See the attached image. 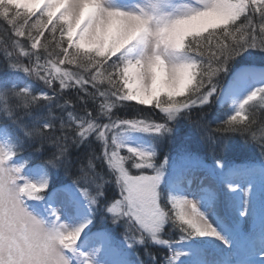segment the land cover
<instances>
[{
	"label": "snow or ice",
	"instance_id": "obj_1",
	"mask_svg": "<svg viewBox=\"0 0 264 264\" xmlns=\"http://www.w3.org/2000/svg\"><path fill=\"white\" fill-rule=\"evenodd\" d=\"M0 18V264H264V124L244 114L264 63L233 69L264 52V0H0Z\"/></svg>",
	"mask_w": 264,
	"mask_h": 264
},
{
	"label": "trees",
	"instance_id": "obj_2",
	"mask_svg": "<svg viewBox=\"0 0 264 264\" xmlns=\"http://www.w3.org/2000/svg\"><path fill=\"white\" fill-rule=\"evenodd\" d=\"M33 18H35V17H33ZM7 28H9V26H7L5 21H3L2 18H0V79H3L5 77H7L8 75H10L8 68L6 66V62H7V64L15 62V60H8V58L5 56V54L3 52V49L5 47H8V45L3 43L5 37L9 35V33L5 30ZM45 35H48V33L46 32ZM14 39H15V37H14ZM21 39L23 40V42L22 41L21 42L24 44L25 38H21ZM41 39L43 40V37ZM27 42H31V41H27ZM29 48L27 47V50H29ZM11 50L12 49L9 48V51H11ZM31 51H37V50L31 49ZM248 52H249V54H248ZM16 55H18V52L16 53ZM250 55L252 56V58H249ZM34 58L35 57H33V61L35 60ZM253 60L256 62H264V52H261L258 49L247 50L245 53L242 54V56H238L236 58V61L233 64V69H235L237 66H239L245 62H252ZM19 62L25 66L30 63V61L26 57H22V56H19ZM40 63H42V64L44 63V58L41 59ZM61 67H64V66H61ZM21 75H23L22 72H21ZM27 83H31L30 85L32 86L33 89H35V91L33 92L34 95L39 96L41 89H46L48 94L52 95L51 88L46 87L44 85V83L42 81H40L35 76L30 77L28 79ZM56 87L58 88V82L56 83ZM65 91H70V90H65ZM73 95H74V92H73ZM5 99H6L5 97L0 96V108H2L4 106L3 101ZM60 103H63V100H61ZM97 103H99V101H97ZM132 103H135V102H132ZM32 107L35 109L36 113L45 114L47 111V102L41 103L40 101H37L32 105ZM137 107L143 109V108L149 107V106L138 105ZM218 108H219L218 105L212 104L208 108L204 109V112L206 113L207 119L212 122L213 127H215V124H216L218 119H226L227 118L226 116H224L222 113H220L218 111ZM53 109L57 114H59V110L55 109L54 105H53ZM262 109H264V105H257L255 103H253V104L246 106V111L244 114L252 116L253 119L257 122V124L261 125V124H264V111H262ZM113 111L115 112V114L117 116H125V113L123 111L116 112L115 109ZM130 114H131V110H130ZM31 115H32V113L30 112L29 116L25 117L23 115V113H21L22 119H25L26 121H30ZM149 115H151L153 119H158V112L157 111H152L151 113H149ZM125 118H128V117L125 116ZM137 118H143V117H137ZM57 123H58V121H57ZM13 131H15V130H13ZM57 134L59 135V133H57ZM144 136H146V134H135V137L137 139L143 138ZM238 143L240 145H243V151H241L238 154L240 158H249V159H259L260 158V150L258 147L255 146V144L245 145L243 139H239ZM47 149H48V151L54 150L51 142L48 143ZM122 154H126V153H122ZM45 155H47V153H45ZM43 158H44L43 156L38 157L35 162L38 163L39 160L43 159ZM63 178L68 179L67 177H63ZM116 192L118 195V189L116 190ZM174 239H175V237H174Z\"/></svg>",
	"mask_w": 264,
	"mask_h": 264
},
{
	"label": "rangeland",
	"instance_id": "obj_3",
	"mask_svg": "<svg viewBox=\"0 0 264 264\" xmlns=\"http://www.w3.org/2000/svg\"><path fill=\"white\" fill-rule=\"evenodd\" d=\"M117 3H119V4H125V3H127L128 2V0H115ZM21 11H23V10H21ZM36 17H39V12H37L36 13ZM35 17V18H36ZM35 18H33V19H35ZM6 23V22H5ZM7 26H9V25H7ZM11 26H9V28H10ZM15 39H19L20 41H22L23 42V40L21 39V38H16L15 37ZM21 42V44H22V46H24V44ZM30 45H31V42H27V47L29 48L30 47ZM29 50L31 51V49L29 48ZM248 54H249V52H248ZM23 57V56H22ZM249 58H252V56L250 55V57ZM35 59V58H34ZM250 61V60H249ZM252 62H254V63H256V64H261V63H264V62H256V61H252ZM242 65V64H241ZM241 65H239V66H237L236 68H239ZM61 66H63V65H61ZM60 66V67H61ZM235 68V69H236ZM29 84H31V83H29ZM254 102H250L249 103V105L250 104H253ZM229 107H231V104L229 105ZM122 233H123V229H120V228H118V229H116L115 230V234L116 235H118V236H120V235H122Z\"/></svg>",
	"mask_w": 264,
	"mask_h": 264
},
{
	"label": "clouds",
	"instance_id": "obj_4",
	"mask_svg": "<svg viewBox=\"0 0 264 264\" xmlns=\"http://www.w3.org/2000/svg\"><path fill=\"white\" fill-rule=\"evenodd\" d=\"M135 2H139L141 4H144L145 6H148L151 3H155L156 0H135ZM0 115H2L4 118H8L10 113L6 106H3L0 108Z\"/></svg>",
	"mask_w": 264,
	"mask_h": 264
},
{
	"label": "bare ground",
	"instance_id": "obj_5",
	"mask_svg": "<svg viewBox=\"0 0 264 264\" xmlns=\"http://www.w3.org/2000/svg\"><path fill=\"white\" fill-rule=\"evenodd\" d=\"M116 2V1H115ZM117 3V2H116Z\"/></svg>",
	"mask_w": 264,
	"mask_h": 264
}]
</instances>
